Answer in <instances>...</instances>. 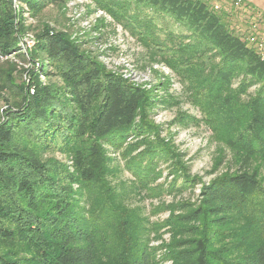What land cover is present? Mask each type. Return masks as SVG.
Masks as SVG:
<instances>
[{
	"label": "trees",
	"instance_id": "16d2710c",
	"mask_svg": "<svg viewBox=\"0 0 264 264\" xmlns=\"http://www.w3.org/2000/svg\"><path fill=\"white\" fill-rule=\"evenodd\" d=\"M67 1L18 0V12L13 0H0V56L31 66L0 67V95L12 97H0L8 106L0 111V264H158L140 241L134 217L105 186L102 141L150 129L145 92L47 26L34 35L32 49L21 47L28 30L22 12L36 17ZM128 1L172 17L190 33L192 43L171 49L169 64L198 89L196 102L219 126L237 163L234 174L202 189L197 209L174 218L191 237L174 241L168 260L264 264V58L204 0ZM24 72L28 84L13 75ZM237 74L242 80L233 90ZM252 85L259 87L243 103ZM56 152L70 167L48 157ZM83 194L94 200L88 208L81 205Z\"/></svg>",
	"mask_w": 264,
	"mask_h": 264
},
{
	"label": "rangeland",
	"instance_id": "374dc122",
	"mask_svg": "<svg viewBox=\"0 0 264 264\" xmlns=\"http://www.w3.org/2000/svg\"><path fill=\"white\" fill-rule=\"evenodd\" d=\"M13 1L20 12L23 6ZM204 1L233 34L264 58L261 9L244 0ZM22 14L28 29L21 43L24 53L32 49L34 35L47 26L50 34L66 35L106 71L145 92L151 106L144 122L150 129L133 131L122 140L102 141L105 186L112 189L115 204L134 217L140 241L160 261L158 264H171L167 258L170 246L191 237L189 232H180L184 225H175L174 218L197 209L202 189L237 169L219 126L212 125L196 102L198 89L189 86L183 69L169 64L171 49L192 43L190 33L172 17L128 0H68L63 5L48 6L36 17ZM7 63L17 71L31 68L22 59L0 56V67ZM39 64L36 62L34 70ZM13 75L17 82L28 84L27 72L23 77ZM39 79L41 83L47 81L41 75ZM241 80L237 74L231 89L237 90ZM258 87H248L240 100L248 101ZM29 93H33L32 88ZM0 97L11 96L3 93ZM7 107L0 100V111ZM48 157L71 165L58 152ZM79 199L85 208L90 207L86 202L94 203L86 194Z\"/></svg>",
	"mask_w": 264,
	"mask_h": 264
},
{
	"label": "crops",
	"instance_id": "0c3cea01",
	"mask_svg": "<svg viewBox=\"0 0 264 264\" xmlns=\"http://www.w3.org/2000/svg\"><path fill=\"white\" fill-rule=\"evenodd\" d=\"M244 1L252 2V4H254L256 7H258L264 12V0H244Z\"/></svg>",
	"mask_w": 264,
	"mask_h": 264
}]
</instances>
